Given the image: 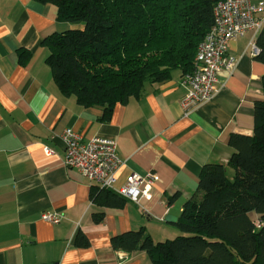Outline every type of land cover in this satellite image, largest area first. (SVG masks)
Instances as JSON below:
<instances>
[{
	"label": "crops",
	"instance_id": "obj_1",
	"mask_svg": "<svg viewBox=\"0 0 264 264\" xmlns=\"http://www.w3.org/2000/svg\"><path fill=\"white\" fill-rule=\"evenodd\" d=\"M73 27L80 25L58 20L51 3L0 0V264H152L147 252L115 249L110 239L140 228L154 241L178 235L176 222L201 167L227 165L230 133L252 134L264 63L248 44L260 31L228 42L233 69L221 70L213 97L187 115L184 76L176 69L166 81L145 84L141 96L117 103L104 120L102 107L63 94L45 62L41 40ZM19 49L29 56L19 58ZM65 128L85 141L114 140L121 166L109 190L121 196L117 189L135 173L150 176L147 194L138 202L121 196V206L95 204L90 191L99 185L63 164ZM44 212L58 214L59 222L44 220Z\"/></svg>",
	"mask_w": 264,
	"mask_h": 264
},
{
	"label": "trees",
	"instance_id": "obj_2",
	"mask_svg": "<svg viewBox=\"0 0 264 264\" xmlns=\"http://www.w3.org/2000/svg\"><path fill=\"white\" fill-rule=\"evenodd\" d=\"M35 1L55 5L58 20L80 25L41 40L58 89L85 107H102L109 120L114 106L141 96L145 84L166 81L176 69L191 73L219 0ZM255 41V57L264 63V26ZM24 54L30 53L18 50L19 58ZM261 81L252 134L230 133L227 165L201 167L176 222L180 233L154 241L142 228L126 231L111 237L113 248L145 251L152 264H264V74ZM90 198L109 206L125 202L97 185Z\"/></svg>",
	"mask_w": 264,
	"mask_h": 264
},
{
	"label": "built area",
	"instance_id": "obj_3",
	"mask_svg": "<svg viewBox=\"0 0 264 264\" xmlns=\"http://www.w3.org/2000/svg\"><path fill=\"white\" fill-rule=\"evenodd\" d=\"M264 25V2L251 0H219L214 7V24L198 44L191 73L186 74L183 84L186 92L181 100L183 114L187 115L197 104L209 101L215 92V83L221 70L231 71L236 59L228 54V42L247 32L257 34ZM251 56L259 53L254 38L248 44ZM63 164L74 168L101 188L111 189L115 174L121 166L117 156L116 142L112 139L92 137L84 140L82 135L71 128H65ZM50 154L48 147L44 148ZM150 176L132 173L125 178L117 193L138 202L149 189ZM42 218L58 223L60 216L44 212Z\"/></svg>",
	"mask_w": 264,
	"mask_h": 264
},
{
	"label": "water",
	"instance_id": "obj_4",
	"mask_svg": "<svg viewBox=\"0 0 264 264\" xmlns=\"http://www.w3.org/2000/svg\"><path fill=\"white\" fill-rule=\"evenodd\" d=\"M165 220H167V221H174V220H175V216L167 215V216L165 217Z\"/></svg>",
	"mask_w": 264,
	"mask_h": 264
},
{
	"label": "rangeland",
	"instance_id": "obj_5",
	"mask_svg": "<svg viewBox=\"0 0 264 264\" xmlns=\"http://www.w3.org/2000/svg\"><path fill=\"white\" fill-rule=\"evenodd\" d=\"M228 174H229V176L232 177V170H229V171H228Z\"/></svg>",
	"mask_w": 264,
	"mask_h": 264
}]
</instances>
